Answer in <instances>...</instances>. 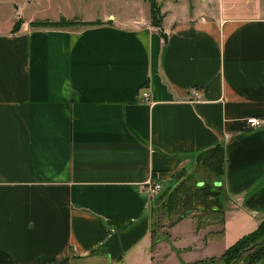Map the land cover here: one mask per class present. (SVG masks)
Here are the masks:
<instances>
[{
	"label": "crops",
	"instance_id": "0c3cea01",
	"mask_svg": "<svg viewBox=\"0 0 264 264\" xmlns=\"http://www.w3.org/2000/svg\"><path fill=\"white\" fill-rule=\"evenodd\" d=\"M57 3L19 31L18 13L4 22L12 29L0 21V264L219 257L182 234L180 258L169 245L152 250L153 173L164 188L186 174L219 187L224 236L194 226L189 235L212 236L226 251L255 232L264 221V128L247 120L264 118V0H157L167 42L146 0H120L140 12L131 14L101 12L108 1ZM62 18L102 24L30 26ZM217 149L219 177L208 169Z\"/></svg>",
	"mask_w": 264,
	"mask_h": 264
},
{
	"label": "trees",
	"instance_id": "16d2710c",
	"mask_svg": "<svg viewBox=\"0 0 264 264\" xmlns=\"http://www.w3.org/2000/svg\"><path fill=\"white\" fill-rule=\"evenodd\" d=\"M150 5L151 24L155 28H160L163 20L161 8L157 0H146ZM100 22H78L74 20H67L65 18L59 21L39 20L31 23L32 28H74V27H93L99 26ZM217 149L215 153L208 159V169L214 173L216 177L221 176V156ZM155 176L156 174L153 173ZM163 205V206H162ZM163 208L167 211V219L169 220L168 228L172 229L176 225L185 220H192L194 230L196 233L204 230L207 227L222 225L223 229L216 236H223L225 233V205L221 199L219 187L212 183L200 184L196 181L195 176L186 174L176 181V184L169 188L165 196V200L161 203ZM158 206L150 210L152 219V250L158 243L155 239L157 226L160 225V216H157ZM153 218L155 221L153 222ZM213 234V233H210ZM251 242L252 245L246 244ZM254 248L250 251V248ZM242 257L239 259V256ZM245 257V258H244ZM249 260L250 263L257 262L264 258V221L260 224L258 229L248 236H245L233 246H231L225 253L223 259L227 264H237L242 259ZM215 260V259H213ZM222 262V260H221ZM244 262V261H243ZM249 263V262H248Z\"/></svg>",
	"mask_w": 264,
	"mask_h": 264
},
{
	"label": "rangeland",
	"instance_id": "374dc122",
	"mask_svg": "<svg viewBox=\"0 0 264 264\" xmlns=\"http://www.w3.org/2000/svg\"><path fill=\"white\" fill-rule=\"evenodd\" d=\"M59 1L60 0H52V1L51 0H0V21H1V23L3 22L2 28L8 29V26H11L10 29H12L13 23L12 24H7V23H10V21H12V19L14 17L16 19L18 18L16 13L19 14V17L21 19H19V21L16 20V24L13 27L14 31H19L20 26H22V23L24 21H27L28 18H30V17H32V18L36 17L35 19H41V18H44L46 15H49V14L53 15L54 11H53L52 7H56L58 4L57 2H59ZM95 1H99V0H90L91 3L95 2ZM100 1L102 3H104L105 1H108L107 4H102V6H99L101 8V12H104L106 10V8H108L110 10H113L117 14H131L134 12L140 13L139 10L135 9L134 7H129V6H126L124 4H121L120 0H100ZM12 3H14V4H12ZM15 10H17V11H15ZM143 10H147V11L149 10V3L147 1L145 3V6L143 7ZM4 22H7V23H4ZM78 24H79V21H78ZM168 190H169V188L163 187L161 192L156 196V198L152 199L151 209L158 206L157 216H160V225L157 226V230L155 232L156 233L155 239L158 240V243L156 245H158L159 243L162 245H169L170 247H172V250L174 251L175 255L180 258L181 254H179V253H181V251H180V249H178V245L180 246V244H181L179 235L182 234L184 239L187 238V240L190 241V242H188L189 244L202 245V248H204V246H206V247L207 246H214L210 250H212L216 254L220 253L219 257H212V258L204 259V260L195 262L193 264H227L225 262V260L223 259V257L229 248L225 251L224 250L225 249L224 244L216 246V244L212 245L213 242H210V241H212V239H222L221 237H223L224 235L223 236H217L216 238H212V236H208V238L206 237L205 239H202V241H201V239H199L198 237H193V236L189 235L191 232L190 228H193L194 224H193L192 220H188V219H187V221H188V224L190 226L186 225V224L181 225L180 228L178 229V233H176L177 235L176 234L174 235V234H172V232H170L171 229L168 228L169 220L167 219V211L165 208L162 207L163 205L160 206L161 203L165 200V196L168 193ZM154 221H155V219L153 218V222ZM225 224H226V220H225ZM212 229H213L212 233L214 235L216 232L217 233L221 232L223 229V226L217 225V226H213V227H207L203 231L208 232L209 230H212ZM192 231H193V229H192ZM200 232H202V230ZM207 239H211V240H209V243H208ZM156 245L153 249L154 251H156L158 249V248H156ZM246 245L249 246V245H252V243L248 242ZM165 248H166L165 252L167 253V251L170 250V248H168V246ZM222 251H223V253H222ZM203 252L204 251H202V254H203ZM159 258H160L159 260L162 261L163 255H159ZM244 258L242 259L241 262H239L237 264H257L258 262H260L261 260L264 259L263 258L257 262L250 263L249 260L247 261ZM213 259H215V260H213ZM221 260H222V262H221ZM170 264H179V260L172 258L170 260ZM230 264H233V263H230Z\"/></svg>",
	"mask_w": 264,
	"mask_h": 264
},
{
	"label": "built area",
	"instance_id": "2783aa9c",
	"mask_svg": "<svg viewBox=\"0 0 264 264\" xmlns=\"http://www.w3.org/2000/svg\"><path fill=\"white\" fill-rule=\"evenodd\" d=\"M191 93L194 96L195 101L200 100V91L198 89H192ZM142 99H149V93L144 92L142 94ZM247 125L252 129H261L264 128V118L252 117L247 120ZM154 175L150 174L147 182L148 194L153 199L161 192L163 185L159 181L154 179Z\"/></svg>",
	"mask_w": 264,
	"mask_h": 264
},
{
	"label": "water",
	"instance_id": "95a60500",
	"mask_svg": "<svg viewBox=\"0 0 264 264\" xmlns=\"http://www.w3.org/2000/svg\"><path fill=\"white\" fill-rule=\"evenodd\" d=\"M160 30H161V36H162L163 40H164L165 42H167V40H168V35L165 34V32H164V28H163L162 26L160 27ZM253 249H254V248L252 247V248H250L249 250L252 251ZM242 255H243V254H241V255L239 256V259L242 257ZM257 264H264V259L261 260L260 262H258Z\"/></svg>",
	"mask_w": 264,
	"mask_h": 264
}]
</instances>
